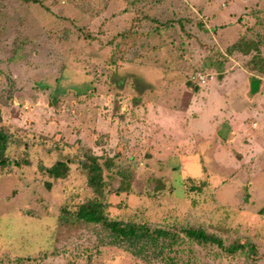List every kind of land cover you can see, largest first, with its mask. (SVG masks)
Here are the masks:
<instances>
[{
    "label": "rangeland",
    "instance_id": "rangeland-1",
    "mask_svg": "<svg viewBox=\"0 0 264 264\" xmlns=\"http://www.w3.org/2000/svg\"><path fill=\"white\" fill-rule=\"evenodd\" d=\"M257 53L264 0H0V126L19 138L12 160L29 159L0 167V264H264ZM87 155L110 218L202 227L256 257L184 234L140 253L67 215L93 196ZM57 161L65 178L42 171Z\"/></svg>",
    "mask_w": 264,
    "mask_h": 264
},
{
    "label": "trees",
    "instance_id": "trees-1",
    "mask_svg": "<svg viewBox=\"0 0 264 264\" xmlns=\"http://www.w3.org/2000/svg\"><path fill=\"white\" fill-rule=\"evenodd\" d=\"M31 1V0H26ZM36 1V0H33ZM244 47L240 43L233 44L229 47V51L242 50ZM246 51L249 53L250 48L247 47ZM254 69L258 72L264 73V57L257 53L253 59ZM261 80L258 77L251 78V93H257L260 90ZM19 138L17 134L9 128L0 126V167L7 169L11 166L12 162L17 167L22 168L24 165L29 164V159L23 157L21 159L12 160V147L17 145ZM27 155V151L25 150ZM80 166L87 176V183L93 191V196L79 203L74 210H70L68 205L62 206V211L67 215H72L76 219L101 225L107 229L112 236L120 243L136 246L137 252L143 253V247L148 243L158 245L163 242L162 248L172 245L176 242L181 234H184L191 240L197 243L215 244L225 253L229 255H236L238 253L245 254L250 257H256L257 246L255 242L234 241L230 244L225 243V239L215 233L206 231L202 227H184L180 232H174L166 228L151 227L145 223H126L119 220H114L108 216L105 211L106 207V192L107 185L104 177V166L97 158L92 155H87L84 159L80 160ZM42 171L46 172L53 178H65L69 171L70 166L65 161H57L50 166H42ZM50 185V183H49ZM259 213L264 216V206L261 207ZM142 243L145 244L142 246Z\"/></svg>",
    "mask_w": 264,
    "mask_h": 264
},
{
    "label": "built area",
    "instance_id": "built-area-1",
    "mask_svg": "<svg viewBox=\"0 0 264 264\" xmlns=\"http://www.w3.org/2000/svg\"><path fill=\"white\" fill-rule=\"evenodd\" d=\"M203 78H204L203 74L199 73L198 74V79H203Z\"/></svg>",
    "mask_w": 264,
    "mask_h": 264
}]
</instances>
